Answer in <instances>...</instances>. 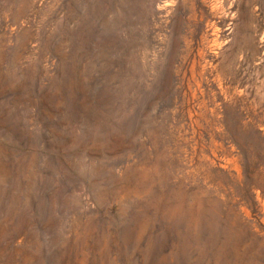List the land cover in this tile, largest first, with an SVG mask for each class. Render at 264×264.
I'll list each match as a JSON object with an SVG mask.
<instances>
[{
	"label": "rangeland",
	"instance_id": "rangeland-1",
	"mask_svg": "<svg viewBox=\"0 0 264 264\" xmlns=\"http://www.w3.org/2000/svg\"><path fill=\"white\" fill-rule=\"evenodd\" d=\"M0 264H264V0H0Z\"/></svg>",
	"mask_w": 264,
	"mask_h": 264
},
{
	"label": "bare ground",
	"instance_id": "bare-ground-1",
	"mask_svg": "<svg viewBox=\"0 0 264 264\" xmlns=\"http://www.w3.org/2000/svg\"><path fill=\"white\" fill-rule=\"evenodd\" d=\"M244 47H252V40L250 37H246L244 40Z\"/></svg>",
	"mask_w": 264,
	"mask_h": 264
}]
</instances>
